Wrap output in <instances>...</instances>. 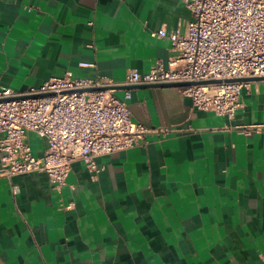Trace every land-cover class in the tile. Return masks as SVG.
<instances>
[{
    "label": "crops",
    "instance_id": "obj_1",
    "mask_svg": "<svg viewBox=\"0 0 264 264\" xmlns=\"http://www.w3.org/2000/svg\"><path fill=\"white\" fill-rule=\"evenodd\" d=\"M190 18L183 0H0V87L166 68L171 42L150 31ZM125 89L133 121L171 130L96 155L98 170L74 160L60 189L43 170L0 175V261L264 264V79L241 89L232 117L179 86ZM26 142L44 153L38 133Z\"/></svg>",
    "mask_w": 264,
    "mask_h": 264
},
{
    "label": "built area",
    "instance_id": "obj_2",
    "mask_svg": "<svg viewBox=\"0 0 264 264\" xmlns=\"http://www.w3.org/2000/svg\"><path fill=\"white\" fill-rule=\"evenodd\" d=\"M191 13L184 30L164 27L151 36L167 37L175 52L164 68H129L121 80L111 77L48 76L18 91L0 87V175L45 171L60 189L76 159L98 170L94 157L133 146L149 131L130 118L124 85L219 79L179 86L198 109L232 117L241 106L240 91L249 80L226 78L264 75V0H183ZM258 127V125H254ZM251 126H243L248 131ZM44 137L46 148L34 156L26 131ZM71 204L68 205V207ZM0 264H5L0 261Z\"/></svg>",
    "mask_w": 264,
    "mask_h": 264
},
{
    "label": "water",
    "instance_id": "obj_3",
    "mask_svg": "<svg viewBox=\"0 0 264 264\" xmlns=\"http://www.w3.org/2000/svg\"><path fill=\"white\" fill-rule=\"evenodd\" d=\"M264 79L263 76H249V77H235V78H226V81H232V80H249V81H255V80H261ZM219 79H209V80H200V81H178V82H167V83H161V84H142V85H159V86H183V85H189L192 83H207V82H218ZM133 85H124L119 86L120 88H130Z\"/></svg>",
    "mask_w": 264,
    "mask_h": 264
}]
</instances>
